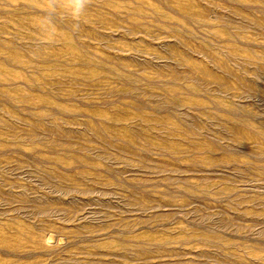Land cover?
Returning a JSON list of instances; mask_svg holds the SVG:
<instances>
[{"label":"rangeland","instance_id":"rangeland-1","mask_svg":"<svg viewBox=\"0 0 264 264\" xmlns=\"http://www.w3.org/2000/svg\"><path fill=\"white\" fill-rule=\"evenodd\" d=\"M48 2L0 0V264H264V0Z\"/></svg>","mask_w":264,"mask_h":264},{"label":"clouds","instance_id":"clouds-1","mask_svg":"<svg viewBox=\"0 0 264 264\" xmlns=\"http://www.w3.org/2000/svg\"><path fill=\"white\" fill-rule=\"evenodd\" d=\"M89 0H68L70 15L74 21H78L81 15L84 13ZM56 13V0H49L48 13L45 18V23L50 24ZM74 29L78 27V24L73 25Z\"/></svg>","mask_w":264,"mask_h":264}]
</instances>
